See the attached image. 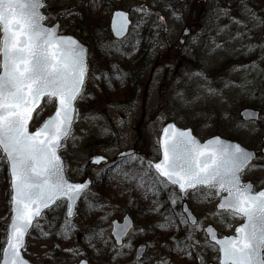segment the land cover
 <instances>
[{
	"label": "rangeland",
	"instance_id": "374dc122",
	"mask_svg": "<svg viewBox=\"0 0 264 264\" xmlns=\"http://www.w3.org/2000/svg\"><path fill=\"white\" fill-rule=\"evenodd\" d=\"M45 1L46 23L59 22L64 34L80 37L84 33L86 38L102 36L104 40L111 37L110 14L115 9H123L132 16L130 38L133 42L138 43L146 27L158 33V37L154 59L137 84H128V77L122 80L124 75L118 68L123 65L114 50L118 44L106 42L111 47L105 49L106 60L96 56V70L90 67L84 98L78 101L74 129L63 145L62 156L69 178L82 180L91 175L98 180L87 200L98 194L104 198L95 212H92V199L81 203L76 218L70 221L73 230L67 233L66 244L61 246L59 254L53 250L52 239L44 242L31 234L26 256L38 264H78L81 258H87L91 264H195L193 258L196 264L216 261L217 251L203 234V227L212 223L220 233L229 234L241 218L216 210L218 200L213 189H196L187 195L186 200L199 219L198 225L191 227L180 222L184 216L177 192L137 186L133 177L147 168L145 163H139V156L133 155L132 161L127 157L119 160L106 177L102 172L107 165L89 169L88 160L95 154L112 158L134 147L158 160L162 127L175 121L180 126L192 127L201 139L213 135L232 137L260 150L253 163L255 167H250L244 178L262 185L264 0ZM82 9L94 22L89 28L79 22ZM185 28L190 29L186 37ZM102 73L103 78L99 77ZM127 85L134 90L132 96ZM245 107L259 108L261 120L244 123L240 111ZM54 108L55 105L44 103L32 128L52 114ZM151 175L154 174L145 179ZM101 177L105 178L104 182ZM4 182L0 176V208L6 200ZM126 213L132 215L136 227L124 245L114 246L111 256L96 255L94 240H91L94 233L97 235L98 228H103V233L111 237L106 222L121 219ZM9 218L7 215L0 222L7 224ZM49 218L46 212L39 225L42 227L43 221ZM144 242L148 243L146 256L137 262L135 247ZM129 244L131 247L126 246ZM102 248L104 253L108 252L106 244Z\"/></svg>",
	"mask_w": 264,
	"mask_h": 264
},
{
	"label": "snow or ice",
	"instance_id": "6c2138e0",
	"mask_svg": "<svg viewBox=\"0 0 264 264\" xmlns=\"http://www.w3.org/2000/svg\"><path fill=\"white\" fill-rule=\"evenodd\" d=\"M44 6L43 0H0V160H6L10 167L14 213L3 264H28L21 255L26 247L24 237L33 227L43 234L38 221L44 218V210L59 207L66 200L67 217H71L73 202L88 195L87 183L69 182L58 155L63 141L71 135L75 104L84 98L86 49L71 37L59 36L58 26L43 25L46 17L40 9ZM116 17L119 24L113 21V31L120 36L126 31L127 17L119 12ZM42 99L55 105V111L31 132L29 123L33 114L42 110ZM164 132L163 162L153 165L148 161L147 168L133 177L137 186L147 190L178 185L182 197L205 186L227 192L219 208L245 218L246 223L235 237L215 240L222 253L221 264H264V191L253 195V186L241 183L243 171L255 167L252 162L257 154L218 139L210 142L214 150L206 152L187 132H174L172 126ZM127 159L132 161L133 154ZM137 159L143 165L144 160ZM103 160L95 157L93 163ZM153 169L156 175L145 179ZM180 222L185 223L183 219ZM195 224L193 221V227ZM72 228L66 222V229ZM125 229L113 233L118 240ZM207 232L211 234L212 229ZM63 234L67 236V231Z\"/></svg>",
	"mask_w": 264,
	"mask_h": 264
},
{
	"label": "trees",
	"instance_id": "16d2710c",
	"mask_svg": "<svg viewBox=\"0 0 264 264\" xmlns=\"http://www.w3.org/2000/svg\"><path fill=\"white\" fill-rule=\"evenodd\" d=\"M81 12H82V17L79 22L88 28L91 27L92 24L94 25V22L89 18L90 15L87 14L83 9L81 10ZM131 33H132V29L129 35L121 41L114 40L112 39V37H108V36L104 40H102V36L97 37V38L95 37L86 38L84 33L81 34L80 39L89 46V65L90 67L92 66V68L96 70V68H94L95 66L94 63H96V56L102 59H105V57H107L108 53L105 51V49L111 48V47H108V45L106 44L107 41L111 43H116L118 45H117V48H115L114 50L118 54L117 55L119 57L118 60L123 65V67L118 68L119 72L124 75V78L122 80H125V78L128 77V79L130 80L128 84H137V81L140 80L142 77L143 71H145L144 69H146L149 63L154 59V56H155L154 50L156 47L155 41L158 37V33L155 34V32L150 27H146L141 32V35L138 37V40H137L138 43L133 42L134 41L133 38H130ZM97 49H99V51H97ZM103 53H105L106 55ZM104 70L107 71V69L105 68ZM103 74L104 73H102V75H100L99 77L103 78L104 77ZM127 89L130 92V96H132L134 93L132 86L127 85ZM89 169H92V168L89 167ZM0 176L2 179L5 180L3 187L7 188L6 195H5L6 200L4 201L2 208H0V219L2 220L4 217L10 214V200H9L10 190L8 186L9 177L7 173V165H6L5 160H0ZM102 176L106 177L107 174L103 173ZM103 177H101L102 182L105 181V178ZM98 184H99L98 180L95 179L94 187L97 186ZM103 198L104 197L101 194H98V197L94 195L91 196L89 201L91 199L93 201L91 205L93 209L92 212L93 211L95 212L97 210V206L99 202L103 200ZM107 199L108 198H106V200ZM80 211H82V209ZM48 215L50 218L47 219L46 221H43L42 227L40 226L43 234H41V232H39L36 228H34L31 234L33 235L34 239L37 238L44 242H48L50 241V239H52L55 242V246L53 250L56 254H59V249L61 248V246L63 244H66L65 242L66 236H64L63 233L65 231H67L68 233L73 229L71 230L66 229L65 210H64L63 202H61V206L56 207L55 211L54 210L49 211ZM48 222H51V227L48 226ZM108 224H109V221L106 223V225ZM6 225L7 224L5 222H0V238H1L0 251L5 241ZM92 225L96 226L98 224H92ZM103 231H104L103 228H98L97 235H95L94 233V236L92 237L91 240L92 241L94 240L93 245L96 251V255L111 256L114 250V244L111 238L107 234H104ZM105 241H107V243H105ZM104 244L108 246L107 253H104V250L102 248ZM193 253L194 251L191 250L190 251L191 257ZM192 260L196 264V261H194V258Z\"/></svg>",
	"mask_w": 264,
	"mask_h": 264
},
{
	"label": "water",
	"instance_id": "95a60500",
	"mask_svg": "<svg viewBox=\"0 0 264 264\" xmlns=\"http://www.w3.org/2000/svg\"><path fill=\"white\" fill-rule=\"evenodd\" d=\"M43 3L44 5H46V1L43 0ZM40 12L45 16V13L43 11V7L40 9ZM124 13L126 14V17H127V25H126V31L121 34L120 36H117L116 33L113 31V21H117V24H119V19L116 17V13ZM43 25L45 27H48V28H52L54 26H58V35L59 36H64V37H71L73 38L74 40H76L80 45H82L85 49H86V64H87V77H88V74H89V64H88V52H89V47L88 45H86L85 43H83L77 36L75 35H72V34H63V33H60V23L59 22H56L54 24H47L45 22V20L43 21ZM132 25V19L130 17V14L129 12L125 11V10H122V9H116L112 12L111 14V17H110V21H109V28H110V31H111V34L113 36V38L117 39V40H122L123 38H125L127 36V34L129 33V30H130V27ZM190 32L189 29H185L183 31V34L186 36L188 35ZM1 38H3V33H2V30H1ZM184 39L181 40V42L183 41ZM0 61H2V57H0ZM86 81H87V78H86ZM86 84V83H85ZM85 88V86H84ZM44 100L42 99L41 100V105L43 106L44 105ZM77 103L78 101L76 102L75 104V107L77 109ZM54 111H55V108H54ZM54 111L52 114H50L49 116L53 115L54 114ZM38 112H39V109H38ZM37 113H34V119L32 121H30L29 123V130L31 132H35L39 127H41L43 125V123L49 118V116H47L37 127H35L32 131V124L35 120V116H36ZM240 115L242 117L243 120L245 121H259L260 120V110L258 109H254V108H244L240 111ZM75 122V121H74ZM169 126H172V130L174 132H187L189 133L196 141L197 143L199 144V146L201 147L202 150H205L206 152H212L215 148V145L214 144H210L211 141H214V140H220V141H223L224 143L226 144H239L241 147H243L245 150L247 151H251V152H254L256 153L254 150L246 147L245 145H243L241 142L237 141V140H232V139H229V138H226V137H223V136H220V135H216V136H212L204 141H202L193 131V129L191 127H182V126H179L176 122L174 121H170L168 123H166L163 128H162V131H161V134H160V150H161V156H160V159L157 160V161H154L153 159H150V158H145L146 162L148 161H151L153 165H155L156 163H161L163 162V147H162V141L165 139V132H164V129L168 128ZM73 127H74V124H73ZM73 127H72V130H73ZM72 132V131H71ZM264 140V138H263ZM65 141H63L64 143ZM63 143H62V146H63ZM205 145H207L208 147L205 149ZM61 146V148H62ZM61 148L59 149L58 151V155L61 157V160L63 162V166H64V170H65V176L66 178L69 180V182L71 183H87L88 184V191L92 185V180L87 177L85 178L84 180L82 181H74V180H71L68 176H67V173H66V166H65V161H64V157L61 155ZM264 151V150H263ZM136 152V149H129V150H126V151H122L118 154L117 157H125L127 156L128 154H133ZM121 154H124V155H121ZM95 157H103L104 160L100 163H104V162H107L108 161V158L105 157V156H102V155H93L90 157L89 159V164H95L93 163V160ZM7 163V161H6ZM100 164H96V165H100ZM7 170H8V176H9V187H10V218H9V221H8V224H7V229H6V239H7V233H8V229H9V226H10V223H11V220L13 218V215L14 213L12 212V204H11V199H12V195H13V191L11 189V175H10V167L7 163ZM154 170V169H153ZM241 183L242 184H251L253 186V184L250 182V181H247V182H244L242 180V175H241ZM206 187V186H205ZM176 188L179 190V186L177 185ZM260 191H264V187L258 191H253V187H252V194L255 195L257 193H259ZM222 192H218L217 189H216V194L217 196H220V199H219V202L217 203V208L218 210L220 211H224V210H221L219 208V205L223 202V199L226 198L228 196V193L226 195H221ZM185 198V196L183 197ZM82 199V197L80 199H77L75 202H73L72 204V211H73V216L71 217H67V201L65 200V217L67 218V220H71V219H74L75 216H76V211H77V206L80 202V200ZM185 209H187V211H185ZM47 211V210H44V212ZM182 211L183 213L185 214L188 222L193 225V221H195L197 223V217L196 215L193 213L192 209L189 207L188 203L185 201L183 204H182ZM36 221H34L35 223ZM246 223V219L244 218V221L242 224H240L236 229H235V235H223V236H219V233L217 231V229L212 225V224H208L205 226L204 228V231L205 233L207 234V237H208V240L211 242V243H214L215 244V240L217 239H225V238H232V237H235L237 235V229L240 228L243 224ZM114 225H119L120 228H116L114 227ZM125 225H127L126 229H125ZM134 226V221H133V218L130 216L129 213H126L122 220L120 221L119 219H115L112 221V228H111V234L112 236L114 237V240H115V243L117 246H121L123 244V240L124 238L127 237V235L129 234L130 230L133 228ZM208 228H211L212 229V233L209 234L207 232V229ZM33 228H30L29 229V232L25 235L24 237V240H25V244L27 245V241H28V235L30 234L31 230ZM121 229H125L124 231V234H123V237L122 239H117V237L113 234L115 231H120ZM79 237V236H78ZM215 237V239L213 238ZM6 241V240H5ZM7 245L6 243L4 244V246L2 247V250H1V256H0V264H3V249L6 248ZM218 247V245H217ZM147 250V245L146 244H140L136 247V250H135V259L137 261L141 260L143 257H144V254ZM21 255L23 257V259H25L28 264H35L33 262H31L24 254V248L21 250ZM221 259H222V253L219 252V261L217 263H210V264H221ZM78 264H90L89 261L87 259H82Z\"/></svg>",
	"mask_w": 264,
	"mask_h": 264
},
{
	"label": "flooded vegetation",
	"instance_id": "af4514ba",
	"mask_svg": "<svg viewBox=\"0 0 264 264\" xmlns=\"http://www.w3.org/2000/svg\"><path fill=\"white\" fill-rule=\"evenodd\" d=\"M262 140V142L264 141L263 140V138L261 139ZM264 143V142H263ZM252 149H254L255 151H256V153H257V157H258V155H259V151L260 150H257V149H255V148H252ZM264 150V146L261 148V153L262 152H264L263 151ZM257 159V158H256ZM254 163V162H253ZM249 169V168H248ZM248 169H246V170H244L243 171V173H242V178L244 179V181H250L252 184H253V186H254V188L255 189H260V188H263L264 187V183L262 184V185H256L252 180H246L245 178H244V175H245V173H246V171H248ZM202 188H207V187H200V188H197V189H202ZM169 189H171V190H174L175 192H177L178 194H179V197H180V193L177 191V189L175 188V187H173V186H171V187H168V190ZM214 190V194H215V196L217 197V194H216V189H213ZM189 192H191V191H189ZM227 194V192H222L221 193V195H226ZM218 198V197H217ZM180 199H181V197H180ZM219 199V198H218ZM181 202H182V199H181ZM218 211V210H217ZM219 212V211H218ZM224 213H226V212H224ZM230 234V233H229Z\"/></svg>",
	"mask_w": 264,
	"mask_h": 264
}]
</instances>
